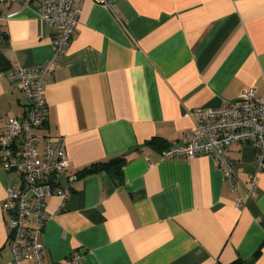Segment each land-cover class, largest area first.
I'll list each match as a JSON object with an SVG mask.
<instances>
[{"label":"crops","instance_id":"crops-1","mask_svg":"<svg viewBox=\"0 0 264 264\" xmlns=\"http://www.w3.org/2000/svg\"><path fill=\"white\" fill-rule=\"evenodd\" d=\"M0 24V125L30 101L8 75L54 56L56 29L41 3ZM254 89L264 99V0H83L73 38L45 80V127L62 136L71 184L45 200L43 264H264V171L251 145L228 157L236 188L209 157L164 159L194 127L192 114ZM165 143L156 149L153 139ZM123 157L120 181L93 163ZM257 178L252 186L253 177ZM19 175L0 166V264L9 248L6 191ZM237 203L238 206H237ZM27 264H34L28 260Z\"/></svg>","mask_w":264,"mask_h":264},{"label":"built area","instance_id":"built-area-1","mask_svg":"<svg viewBox=\"0 0 264 264\" xmlns=\"http://www.w3.org/2000/svg\"><path fill=\"white\" fill-rule=\"evenodd\" d=\"M41 21L56 29L54 56L46 63L29 68L18 67L8 75L30 101L24 119L11 118L0 125V166L19 175L21 186L6 191L2 209L7 215L9 248L13 259L8 264H43V246L39 239L46 215L45 200L54 191L64 202L71 195V184L62 176L69 169L62 136L52 137L45 127V80L73 38L83 0H39ZM119 0H94L111 9ZM32 0H0V24L7 19L2 11L27 8ZM4 37L0 35V41ZM194 127L181 143L162 151L164 159L209 157L220 169L231 189L236 188L233 165L228 151L233 144L251 145L257 153L258 172L264 171V99L254 89L244 90L238 100L217 109L198 110L192 114ZM257 178L252 179V186ZM239 203H237L238 206ZM83 256H73L68 264H78Z\"/></svg>","mask_w":264,"mask_h":264},{"label":"trees","instance_id":"trees-1","mask_svg":"<svg viewBox=\"0 0 264 264\" xmlns=\"http://www.w3.org/2000/svg\"><path fill=\"white\" fill-rule=\"evenodd\" d=\"M5 59L0 56V67L5 65ZM156 149H164L165 143L160 139H153L150 143ZM126 160L123 157H116L107 161L93 163L87 168L82 169L77 173L78 177H84L86 175L97 174L99 172H105L113 177L117 182L120 181V175L122 167L125 165Z\"/></svg>","mask_w":264,"mask_h":264}]
</instances>
